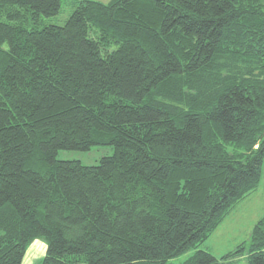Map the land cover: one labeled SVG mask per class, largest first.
Masks as SVG:
<instances>
[{
    "label": "trees",
    "instance_id": "trees-1",
    "mask_svg": "<svg viewBox=\"0 0 264 264\" xmlns=\"http://www.w3.org/2000/svg\"><path fill=\"white\" fill-rule=\"evenodd\" d=\"M67 1L0 0V264H264V215L199 249L262 179L264 0Z\"/></svg>",
    "mask_w": 264,
    "mask_h": 264
},
{
    "label": "rangeland",
    "instance_id": "rangeland-1",
    "mask_svg": "<svg viewBox=\"0 0 264 264\" xmlns=\"http://www.w3.org/2000/svg\"><path fill=\"white\" fill-rule=\"evenodd\" d=\"M108 3L110 0H97ZM74 11V6L67 0H63L62 11L59 15L52 18H44L45 25H64ZM113 146H95L89 151H61L58 160H77L86 166H95L104 157L114 154ZM264 215V164L262 169V179L255 192L244 200L238 202L231 208L229 215L225 218L222 225L215 233L205 241L199 249L209 251L216 258L221 259L229 253L238 250L245 244L248 249L251 245V236L256 222ZM46 244L36 240L29 247L27 252V264H37L40 256L45 251ZM196 250H192L181 257L172 261L173 264H182L194 256ZM248 250L239 254L222 259L219 263L223 264H251ZM45 256V255H44ZM43 256V257H44Z\"/></svg>",
    "mask_w": 264,
    "mask_h": 264
},
{
    "label": "crops",
    "instance_id": "crops-1",
    "mask_svg": "<svg viewBox=\"0 0 264 264\" xmlns=\"http://www.w3.org/2000/svg\"><path fill=\"white\" fill-rule=\"evenodd\" d=\"M45 247H46V248H45V251H44V253L41 254L40 259H42L43 256L46 254L47 246H45ZM26 258H27V254H26V256H25V260H24L23 264H27V261H26L27 259H26ZM32 264H33V262H32Z\"/></svg>",
    "mask_w": 264,
    "mask_h": 264
}]
</instances>
